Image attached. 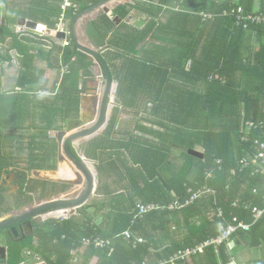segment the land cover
Returning a JSON list of instances; mask_svg holds the SVG:
<instances>
[{
  "label": "trees",
  "instance_id": "16d2710c",
  "mask_svg": "<svg viewBox=\"0 0 264 264\" xmlns=\"http://www.w3.org/2000/svg\"><path fill=\"white\" fill-rule=\"evenodd\" d=\"M63 1L0 0L4 21L0 25V62L10 63L14 50L20 70V89L14 86L0 94V134L5 138L0 144H6L0 151L4 153L1 167L23 165L29 171L43 160L51 165L57 147L55 140L45 135L54 127L46 118L65 120L71 102L78 100L77 89L56 97L44 93L47 74L56 69L59 74V68L70 62L74 55L71 46H52L43 37L36 41L9 26L25 17L54 29ZM91 1L72 0L78 8ZM108 3L121 21L116 24L104 11L92 21L101 54L117 80L115 101L129 108L126 118L131 123L121 133L117 129V141L105 140L100 145L113 150L117 158L111 166L101 163L97 169L112 176L120 168L115 182L128 179L117 186L123 192L111 196L110 201H87L77 214L65 219L46 220L35 228L37 242L32 243L30 236L18 241L7 234L3 245L8 254L0 262L20 264L22 249L29 247L47 264H156L216 236L220 231L218 209L223 219L235 215L251 223L248 231L238 230L232 238L264 239V213L254 220L252 212L254 206L264 205V167L254 172L256 164L240 163L264 142V21L254 20L255 16L264 17V0ZM73 11L72 5L66 8L68 18ZM128 16L132 18L126 21ZM139 17L141 27L135 25ZM84 62L78 58L79 68H86L83 75H92ZM68 66L72 70L63 74L62 83L78 75L74 62ZM116 122L114 108L106 132ZM69 149L75 154L70 145ZM18 175L22 183L18 196L24 197L31 190L24 185L26 174ZM55 185L42 180L40 198L50 199ZM117 190L105 188L102 194L110 196ZM198 190L202 194L191 203L168 207L174 201L184 203ZM149 202H158L163 208L142 216L133 210L137 204ZM110 204L116 210L113 219L111 211H106ZM17 207L16 202L7 204L0 195V217ZM124 231L130 232V238ZM138 237L144 241L137 242ZM94 238L111 241L105 247L85 245L86 239ZM204 253L213 259L209 264L227 262L226 255L216 260L220 248L217 253L213 246L198 252Z\"/></svg>",
  "mask_w": 264,
  "mask_h": 264
},
{
  "label": "crops",
  "instance_id": "0c3cea01",
  "mask_svg": "<svg viewBox=\"0 0 264 264\" xmlns=\"http://www.w3.org/2000/svg\"><path fill=\"white\" fill-rule=\"evenodd\" d=\"M83 5H86V3H83ZM106 5L113 11V6H112L113 4L112 3H107ZM2 11L3 10L1 9V6H0V15L3 14ZM101 12H102V10L98 9V10L90 13L89 15H87L86 17L83 18V21L80 24L75 25V33H76L77 38L82 43L87 44L89 46H92L93 48H96L97 50H99L100 54H101V49H100L99 44L97 43L98 42V38H97L98 33H97V30L95 29V27L93 25L92 20L97 15H99ZM131 18H132V16H128V18H126L125 20L129 21ZM141 18L143 19V16H141ZM66 19L68 21V18H66ZM29 22L41 24V23H38L36 21L26 19L25 17H18L17 21L14 24H10L9 26L15 32L20 31L24 27L22 30V31H24L23 34H28L29 36L33 37V39H35L36 41L38 39H41L42 37L46 38L47 43L51 44L52 46L62 45L64 43H66L63 39L49 35L48 33H47V35H49V36L47 38V35L44 36L42 34H36L34 32H30V31L26 30V27H28L27 25ZM118 23H116V24H118ZM62 25L68 31V23L63 21ZM142 25L143 24H141V26ZM46 28H48V27L46 26ZM48 29H50V28H48ZM65 39L70 42V44L68 46H71L70 48L73 49V53H74V55L70 58V62H68L66 64L68 66L71 62H74L75 66L77 68L78 75H73L69 79L65 80L62 83L61 80L63 79L62 78L63 74L64 73L70 74V71L72 70V68H70L68 66V72H67V66L63 65L64 66V67L62 66L63 68L62 67L59 68V74L57 72V69L50 71L47 74V82H46V85L44 86V90H45L44 93L48 94L49 96L52 95L53 97H56V96L62 95L67 90L74 92L72 90L77 89L79 95H78L77 102H75V101L71 102V105L69 107L70 110L67 113L65 120L62 121L59 119V117H54V116L46 118V121L48 119L53 121L54 127L50 130L45 131V135H47L48 138L53 139V140H57V132L62 131V130L67 131L66 129L68 127V125H67L68 121L79 120L82 115H84L86 120H88V121L92 120V118L93 119L96 118L95 114L97 113V108H96L97 107V99L94 96H96V94H98V93H101L102 86H103V81L101 79L103 69L100 66V64L93 57L89 56L88 54H86L82 51L76 50L75 46L73 45L70 38H67V36H66ZM11 53H12V59H11L10 63L9 62H3V63L0 62V65H1L0 66V69H1L0 70L1 71L0 72V74H1V76H0L1 77L0 87L3 89L4 93L6 91L14 88V86H15L16 90L20 89L19 87H17L20 70H19V63H18L16 51L12 50ZM101 56L103 57L102 54H101ZM79 57L82 58L86 62V63L85 62L84 63L86 66H88L87 69H88V71H90L92 73V75H83L86 68H82L81 66L79 68L78 63H77ZM87 63H89V64L87 65ZM60 64H62V63H60ZM5 65H7V66H5ZM9 66H14L16 68V69H14V74L8 73V71L6 72V69ZM111 76H112V74H111ZM112 80H113V90L111 93V97L109 98V101L112 102L113 104L109 103V105H108L106 121L104 122V124L95 133H93L87 137L79 138V139H77V140H75L69 144L75 152L74 155H77L79 158L81 157V158L86 160V163H87L88 167L90 168V170L94 176L93 195L88 200V201H93V202L94 201L96 202L97 200H102L103 198H105L106 201H110L111 196L114 198V195H117V193L123 192V189H121V187L118 188L117 186H119L120 184L126 183V181L128 180V179H124L121 176L122 179L115 182L116 180L119 179V177H117L115 174L117 172H119V173L122 172V170L120 168L115 170V174L112 172V176H110L109 173L103 174V171H102V173H99L98 169H97L98 165L101 163L111 166L113 160L117 158V155L112 154L113 150H111L110 148L101 149L100 145H103L105 143V140L117 141L120 138L119 134L123 131V129L127 128L128 123L129 124L131 123L130 120H128L126 118L127 117L126 115L128 114L129 108H126L122 104L115 101V92H116V87H117V85H116L117 81L114 80L113 78H112ZM113 94H114V96H113ZM114 108L116 109V113H117V122L115 124V127L113 129H111L110 132H106V131H108L107 126H108L109 120L111 118L112 112L114 111ZM127 120H128V122H127ZM41 123H45V121L41 122ZM142 123H144V121H142ZM117 129H119L121 131L118 135H115ZM55 134H56V136H54ZM1 138L5 139L2 134H0V139ZM82 140H84V141H82ZM0 143H1V140H0ZM1 146L2 145L0 144V147ZM94 147L95 148L97 147L100 149H95ZM58 148H59V143H58ZM2 154H4V153L0 152V159H2L4 157ZM49 162H50V160H49ZM26 163H28V162H26ZM57 163H58V149L56 150V154L53 157V159H51V162H50L51 165L50 166H43L41 168L37 167V168L31 169L28 171V168H26L23 165H20V166H23L22 168L20 166H18V167H16V169L7 168L6 165H4V166H2L1 170L4 174L7 173L6 175H8V173H9V175H10V173H14L15 180H17V181L20 180V175H16V173H23L24 172L26 174V177H27V182H31L33 184V188H34L32 190H35V188H36L35 186H37V187L39 186L38 188H42V180H46V179L34 177L32 175L33 171H35V170H55L57 167ZM48 165H49V163H48ZM0 177H1V175H0ZM37 180H40V181L37 182ZM47 181H52V182H55L57 184V185H55L56 186V192L52 194L51 199L52 198H63L64 195H65L64 197L75 195V194H77L78 189H80V185L79 186H77V185L73 186L71 184L59 182V181H53V180H47ZM63 184H68L69 186L65 187ZM114 187H116V189H118V190L111 192L110 196H107L106 194H104V195L102 194V192H104L105 188L106 189L107 188L112 189ZM98 189H100V191H102L101 194L98 193L99 192ZM45 192H47V191L45 190ZM34 193H36V194H34ZM40 193H41V191H39V190H35V192L32 191L31 194H29V196H30V198H28V199H30L29 201H31L32 203H35L34 202L35 200L41 201V202L44 201L45 200L44 198H40V196H39ZM26 196H28V195H26ZM26 196L22 197V198L25 199ZM18 198H20V197L18 196ZM149 203H158V202H149ZM29 204H27V205H29ZM112 207H113V204L112 205L110 204L106 208V211H111V213H112L111 219H113L115 217L114 213L116 212V210L112 209ZM123 207L124 206H121V209H120L121 211L123 210ZM135 207L133 210H135ZM14 209H17V208H14ZM77 209H75V211L73 213H66V214L62 213L63 215L61 214L62 216L60 218H57V216H54V217L59 219V220L65 219L71 215L77 214L76 213ZM11 212H14V211H10L8 214H10ZM50 218H45L44 222H42L40 225L45 224L46 220H48ZM100 221H101V218L98 219V223ZM223 221H230V220L223 219ZM218 222H219V220H218ZM40 225L33 227L32 231H30L26 236H22V235L17 236L18 233L14 234L12 236H14L16 238L20 237L18 239V241H21V239H24L25 237L30 236L32 243L37 242L38 238L33 236V234L35 232V228L40 226ZM218 225H220V223H218ZM31 236H33V238ZM239 238H241V237L237 238L235 236L228 243H224L221 247H219L220 253L216 255V260L222 259L223 256L226 255L225 258L227 259V262L222 263L221 261H219L220 264H264V239H261V240L258 239L257 240V238H251L250 236H248L245 240H242L243 238L242 239H239ZM101 239H104V238H101ZM250 239H252V240L250 241ZM104 240L111 241V239H108V238L104 239ZM255 242H258V243L256 245H254ZM219 248H218V250H219ZM28 250L31 251L30 256L25 255V254H27L26 251H28ZM33 253L38 255L39 260H41V261L35 259L32 255ZM7 254H8V248L5 247L4 253L0 254V259H5L7 257ZM21 255L23 258L22 261H26V264H47L45 259L41 255H39L37 252H34L29 247H24L21 251ZM27 255H29V254H27ZM211 261H213L211 255L209 253H204V254L192 255L186 261H179V262H176L174 264H209V263H211ZM2 262L7 264L5 261H2Z\"/></svg>",
  "mask_w": 264,
  "mask_h": 264
},
{
  "label": "water",
  "instance_id": "95a60500",
  "mask_svg": "<svg viewBox=\"0 0 264 264\" xmlns=\"http://www.w3.org/2000/svg\"><path fill=\"white\" fill-rule=\"evenodd\" d=\"M110 0H92L90 4L84 5L82 8H77L73 11V14L68 18V37L72 41L75 49L82 51L89 56L93 57L102 67L103 73L101 79L103 86L101 93L94 96L97 99V113L96 118L92 120H86L85 116L82 115L79 120L68 121L67 131L57 132V140L59 143L58 148V163L55 170H35L32 175L36 178L53 180L68 183L71 185H80L77 194L67 196L63 198H52L48 201L37 203L36 205L23 208L20 211H16L10 214H6L0 217V244L4 243L5 234L4 230L7 227H11L17 223L24 222L32 217L38 216L41 213L48 212H62V213H73L75 209L83 206L93 195L94 188V176L88 167L86 160L79 158L77 155L71 153L69 144L79 138L87 137L96 131L106 121L107 108L113 90V80L110 69L103 57L99 53V50L82 43L76 36L75 25L77 21L98 9L104 11L113 22L118 23L121 21L119 18L106 4ZM26 30L34 32L36 34L48 33L52 36H57L60 39H64V32H56L46 28L43 24H36L29 22ZM79 40V41H78ZM189 153L202 157L203 154L196 150H188ZM11 232L15 233V228H11ZM5 246L0 245V254L4 253Z\"/></svg>",
  "mask_w": 264,
  "mask_h": 264
},
{
  "label": "built area",
  "instance_id": "2783aa9c",
  "mask_svg": "<svg viewBox=\"0 0 264 264\" xmlns=\"http://www.w3.org/2000/svg\"><path fill=\"white\" fill-rule=\"evenodd\" d=\"M240 10H241V8H238L237 17L240 16V14H239ZM254 20L264 21V17L255 16ZM59 28L62 29L61 26H59ZM240 163L242 166H246L249 163L256 164L257 167L254 169V172H258L262 167H264V142L258 143V145L256 146V150L253 152V154L249 155V157L242 158L240 160ZM233 172H234V170H232V173ZM201 194H202V191H199V190L192 192L191 195L184 201V203L178 204L177 201H174V202H171L168 205V207L174 208L176 206H183V205L189 204L193 200L198 198ZM162 208H163V205H161L159 203L137 204L135 207L138 216H142L143 214H145L149 211L162 209ZM217 212H218L217 217L219 218L218 223H220V225H219L220 231L216 236L210 237V238L198 243L197 245H195L193 247L178 250L176 253H174L172 256H170L168 259L161 260L156 264H167V263L174 264L178 261H186L192 255L198 254V252L204 250L208 246H213L215 252H218L219 246H221L224 243H228L232 239V236L235 232H237L238 230L248 231L250 229L251 223L245 222L244 220L239 219L238 216L234 215L231 217L230 221H223L222 210L218 209ZM252 212H253V218H254V220H256L257 218H259L264 213V205L262 207L254 206L252 208ZM123 234L125 235L126 238H130V236H131L130 232H128V231L123 232ZM143 241H144L143 238H141V237L137 238V242H143ZM84 243H85V245L91 243V244H94L96 246L104 247V246L108 245L110 243V241L100 239V238H94L92 240L86 239L84 241ZM135 244L136 243H134L133 246H135ZM26 253L29 254V255L25 254L26 256H30L31 251L28 250V251H26ZM32 255L35 259L39 260L38 255H36L34 253ZM39 261H41V260H39ZM0 264H5V263L0 262ZM20 264H26V261H22Z\"/></svg>",
  "mask_w": 264,
  "mask_h": 264
},
{
  "label": "rangeland",
  "instance_id": "374dc122",
  "mask_svg": "<svg viewBox=\"0 0 264 264\" xmlns=\"http://www.w3.org/2000/svg\"><path fill=\"white\" fill-rule=\"evenodd\" d=\"M134 16H136V15H134ZM68 17V16H67ZM2 22H4L3 20H2ZM141 24H142V22L140 21V17L139 18H137V22H135V25H137V26H141ZM55 37H57V36H55ZM58 38V37H57ZM5 66H7V65H5ZM14 69H16L14 66H9L7 69H6V72L8 71V73H12V74H14ZM57 74V73H56ZM112 74H113V72H112ZM113 77H114V74H113ZM114 80H116V79H114ZM117 81V80H116ZM3 93V89L0 87V94H2ZM113 96H114V94H113ZM60 113H61V111L60 110H58V115H60ZM2 131H6L7 132V130H2ZM0 133H1V129H0ZM54 136H56V134L54 135ZM82 141H84V140H82ZM4 145H6V144H4ZM4 145H2L1 147H0V150L1 149H4L5 147H4ZM55 146L57 147V149H58V140H55ZM43 166H50V165H48V162H46V161H39L38 162V165H37V167H43ZM21 168L23 167V166H20ZM2 167L0 166V169H1ZM7 174V173H6ZM6 174H2L1 175V177H0V195L1 196H3L4 198H5V200H6V203L7 204H10V205H12V204H14V202H16V205H18V207H17V209H15V210H13L14 212H16V211H20L21 210V207H32V206H34V205H36L38 202H40V201H34L35 203H32L31 201H29L30 199H28V198H30V196H29V194H31V192L33 191V192H35V190H39V191H41V192H43L42 191V189L41 188H38L37 186H35L36 188H35V190H32V189H34L33 188V184L31 183V182H25V186L26 187H28V188H30V190H32V191H29V192H25V195H24V197L26 196V195H28V196H26V198L25 199H23L22 197H20V198H17V196H18V188L22 185V183H20L19 181H17V180H15V175H14V173H10V175H9V173H8V175H6ZM19 173H16V175H18ZM50 185H52V183H50ZM33 194V193H32ZM34 194H36V193H34ZM65 196V195H64ZM63 196V197H64ZM17 198V199H16ZM28 199V200H27ZM46 201V200H45ZM30 204H29V203ZM32 203V204H31ZM27 204H29V205H27ZM26 205V206H25ZM11 213H13V212H11ZM62 212H48V213H45L44 215H43V217H44V219L45 218H55L54 216H57V218H60L62 215ZM223 245V244H222Z\"/></svg>",
  "mask_w": 264,
  "mask_h": 264
},
{
  "label": "flooded vegetation",
  "instance_id": "af4514ba",
  "mask_svg": "<svg viewBox=\"0 0 264 264\" xmlns=\"http://www.w3.org/2000/svg\"><path fill=\"white\" fill-rule=\"evenodd\" d=\"M51 199V198H50ZM50 199H45L46 201L50 200ZM44 200V201H45ZM41 202V201H40ZM38 202V203H40ZM43 202V201H42ZM23 208H27V207H21V209ZM13 210H15L13 208ZM46 212L44 213H41L40 215L38 216H35V217H32L24 222H21V223H17L15 225H12L11 227H7L5 228L4 230V233L5 235L9 234L10 236L18 233L17 236L19 235H22V236H26L30 231H32V228L37 226V225H40L42 222H44V217L43 215L45 214ZM14 227L15 228V233L14 232H11V228ZM14 237V236H13ZM20 237L17 238V240L19 239ZM1 246L3 244H0ZM6 247V246H5Z\"/></svg>",
  "mask_w": 264,
  "mask_h": 264
},
{
  "label": "clouds",
  "instance_id": "9594fccd",
  "mask_svg": "<svg viewBox=\"0 0 264 264\" xmlns=\"http://www.w3.org/2000/svg\"><path fill=\"white\" fill-rule=\"evenodd\" d=\"M71 5L73 6V10H76V9L79 7L77 4L73 3L72 0H65V1L63 2V4H62V13H61V15H60V21H59V23H57V25H56V27H55L54 29H51V30L56 31V32H64V33H65V37H64L63 40H64L66 43H64V44H62V45H69V44H70V42H69L68 40L65 39L66 36H67V38H69V37H68V31H67V29H65V27L62 25V22L65 21V20H67L66 18H68V17H67L66 8L69 7V6H71ZM2 20H3V15L1 14V15H0V25L3 23ZM45 26H46V25H45ZM59 26H61L62 29H60ZM23 28H24V27H23ZM23 28H22L21 30H23ZM41 34L44 35V36L47 35L46 33H42V32H41ZM49 35H50V34H49ZM49 35H47V36H49Z\"/></svg>",
  "mask_w": 264,
  "mask_h": 264
}]
</instances>
